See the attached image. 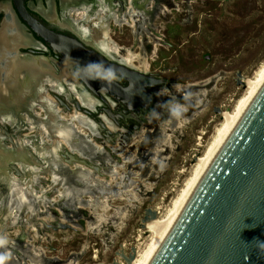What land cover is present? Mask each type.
I'll list each match as a JSON object with an SVG mask.
<instances>
[{"label": "flooded vegetation", "instance_id": "obj_1", "mask_svg": "<svg viewBox=\"0 0 264 264\" xmlns=\"http://www.w3.org/2000/svg\"><path fill=\"white\" fill-rule=\"evenodd\" d=\"M172 11L176 0H0V264L81 258L87 247L61 257L53 243L95 226L98 204L169 148L190 101L156 71L181 27Z\"/></svg>", "mask_w": 264, "mask_h": 264}, {"label": "rangeland", "instance_id": "obj_2", "mask_svg": "<svg viewBox=\"0 0 264 264\" xmlns=\"http://www.w3.org/2000/svg\"><path fill=\"white\" fill-rule=\"evenodd\" d=\"M176 1L179 11H172V20L181 22V27L178 33H167L172 47L162 51L161 66L155 68L177 83L173 86L177 96L190 99L173 111L178 117L186 110L184 118L178 119L181 129L167 135V150L160 152L156 146L158 154L151 157L150 172L145 174L146 166L138 170L135 186L120 198L109 201L107 197L104 204H98L103 212L96 214L95 226L89 222L84 231H65L60 243H53L61 257L87 247L81 258H70L67 264H114L120 262L115 254L120 248L125 252L136 248L140 254L148 249L152 236L141 228L146 209L158 212L146 228L160 220L159 216H168L191 179L194 165L217 138L224 114L235 110L247 92V82L257 76L264 63V0ZM238 72L246 88L237 83ZM112 205L115 210L109 208ZM103 219L105 224L100 227ZM166 226L160 224L158 231Z\"/></svg>", "mask_w": 264, "mask_h": 264}, {"label": "water", "instance_id": "obj_3", "mask_svg": "<svg viewBox=\"0 0 264 264\" xmlns=\"http://www.w3.org/2000/svg\"><path fill=\"white\" fill-rule=\"evenodd\" d=\"M237 76L246 88L241 73ZM88 77L106 75L91 69ZM157 215L146 209L141 228ZM122 257L132 264L136 248ZM146 264H264V84Z\"/></svg>", "mask_w": 264, "mask_h": 264}, {"label": "bare ground", "instance_id": "obj_4", "mask_svg": "<svg viewBox=\"0 0 264 264\" xmlns=\"http://www.w3.org/2000/svg\"><path fill=\"white\" fill-rule=\"evenodd\" d=\"M16 74H17V72H15L14 77L16 76ZM255 74L257 76L255 78H252V81L249 80L247 82V85H248V88L246 89L247 92L243 97H241V99L239 98L240 101L238 100L239 102H238L235 110L231 111L229 113L227 112L224 114V117L222 118L223 126L221 128L218 127V128H220V130L218 132V135L216 136L217 138L214 140L213 143L210 142L212 144H211L210 148L208 149V151L204 155H202L203 154L202 153L201 158L199 159L197 164L194 165L195 170L192 174V177L190 180L188 179L189 182L187 180L188 184H187L184 192L182 193V191H181L182 195L180 197H178L179 199L177 200V202H174V203H176V204H174L175 205L174 208L170 211V213L168 214L167 217L161 218L159 216L160 220H158L154 223H151L150 225L147 226L146 230H147V232L151 233L152 239L150 241V244L147 247L148 249L143 254L138 253V255L136 257L137 258L136 262H134L133 264H146L149 257L153 253L154 249L158 245L159 241L161 240V238L165 234L166 230L170 226L171 222L173 221V219L175 218V216L179 212L180 208L182 207V205L184 204V202L186 201V199L188 198V196L190 195V193L194 189L195 185L197 184V182L199 181V179L201 178V176L203 175V173L205 172V170L209 166L210 162L212 161V159L214 158V156L216 155V153L218 152V150L220 149V147L222 146V144L224 143V141L226 140V138L228 137V135L230 134V132L232 131V129L234 128V126L236 125L238 120L240 119V117L242 116V114L245 112V110L247 109V107L249 106L251 101L254 99V97L256 96L258 91L263 86V84H264V63L261 65V69L259 70L258 74L257 73H255ZM179 124L182 125L181 122ZM164 140H163L164 142L169 144L170 140H169L168 136L165 137ZM157 154H158V152L155 153V155L153 157L155 158V156ZM157 222H158L159 226L162 223H166L167 224L166 228L163 231L159 232L158 231L159 226L157 225L155 227V224ZM98 223H100V219L98 220Z\"/></svg>", "mask_w": 264, "mask_h": 264}, {"label": "clouds", "instance_id": "obj_5", "mask_svg": "<svg viewBox=\"0 0 264 264\" xmlns=\"http://www.w3.org/2000/svg\"><path fill=\"white\" fill-rule=\"evenodd\" d=\"M2 260H3V258H2V257H0V262H2Z\"/></svg>", "mask_w": 264, "mask_h": 264}]
</instances>
